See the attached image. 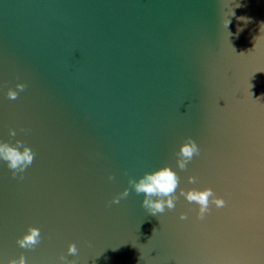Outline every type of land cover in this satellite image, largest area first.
Listing matches in <instances>:
<instances>
[{
	"label": "water",
	"instance_id": "1",
	"mask_svg": "<svg viewBox=\"0 0 264 264\" xmlns=\"http://www.w3.org/2000/svg\"><path fill=\"white\" fill-rule=\"evenodd\" d=\"M262 22L264 0H0V143L36 154L0 160V264H264ZM165 166L174 209L111 203ZM208 188L226 203L198 219L179 193Z\"/></svg>",
	"mask_w": 264,
	"mask_h": 264
},
{
	"label": "clouds",
	"instance_id": "2",
	"mask_svg": "<svg viewBox=\"0 0 264 264\" xmlns=\"http://www.w3.org/2000/svg\"><path fill=\"white\" fill-rule=\"evenodd\" d=\"M233 15L234 12L232 11L231 16ZM239 19L245 20L246 18L241 17ZM230 23L231 21L229 19L225 26L228 27ZM262 29H264V22L261 24V30ZM241 31H243V29H238L237 34ZM258 38H255V40ZM233 49L235 50L234 47ZM243 54L244 53H241L240 55ZM253 87L254 85L250 84V89ZM25 88V84H17L15 91L11 89L8 90L7 98L9 100H16L19 92L24 91ZM251 95H253L252 92ZM9 134L15 136L16 132L10 130ZM20 148H23V151H20ZM35 155V152L31 148L24 146L20 141L16 142L15 147L9 146L6 143H0V160L7 162V167L12 171L13 178L16 177L17 172H24V170L33 163ZM176 155L178 157L176 161L177 167L183 171L193 157L199 155V148L196 142L189 138L188 141L180 147V150ZM113 178L114 177L109 176V180H112ZM20 179H23V177L21 176ZM188 182L195 183L196 178L189 177ZM128 184L129 188H126L119 196L113 198L111 203L118 204L121 199L127 198L131 189L137 195L143 194L144 198L141 202V206L146 209L151 216L156 217L157 214H163L166 209L172 210L175 208V201L178 199L175 193L179 186V177L171 167L165 166L152 173H145L138 181L130 178ZM179 194L188 202H195L199 205L198 219H203L204 214L209 211L210 202L217 208L224 207L226 203L224 199L215 198L210 188L205 189L204 191L189 190L187 192L181 189ZM210 197H212L211 201L209 199ZM180 219L185 220L187 219V216L182 214ZM40 240V230L38 228L30 227L28 233L24 235L22 239L17 240V244L21 248L34 249L35 246L40 243ZM77 252L78 249L75 244H70L68 246L69 255L75 256L77 255ZM59 259L62 264H76L75 261H68L65 256H61ZM7 264H26V259L21 255L19 260H10Z\"/></svg>",
	"mask_w": 264,
	"mask_h": 264
}]
</instances>
